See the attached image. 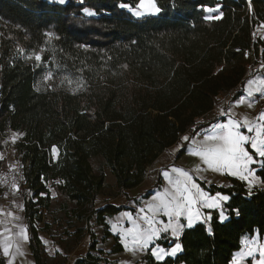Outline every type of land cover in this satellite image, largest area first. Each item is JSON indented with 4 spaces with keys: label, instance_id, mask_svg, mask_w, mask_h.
<instances>
[{
    "label": "trees",
    "instance_id": "obj_1",
    "mask_svg": "<svg viewBox=\"0 0 264 264\" xmlns=\"http://www.w3.org/2000/svg\"><path fill=\"white\" fill-rule=\"evenodd\" d=\"M155 2L159 13L135 17L121 5L139 0H0V135L22 134L15 149L29 165L19 191L35 264H65L86 234L88 252L73 264L106 263L92 220L109 236L108 218L127 207H96L109 187L105 170L118 192L139 186L147 166L184 134L210 126L219 96L237 100L253 75L264 0ZM202 5H219L222 17L206 19ZM41 49L38 65L16 57ZM256 168L264 183V163ZM229 179L228 186L200 182L210 194L229 196V218L221 222L214 211L209 225L183 231L182 253L163 261L147 253L148 264H230L245 237L264 238V185L249 192L244 181ZM44 211L53 221L40 226ZM40 232L63 253L49 256ZM164 237L159 244L174 242Z\"/></svg>",
    "mask_w": 264,
    "mask_h": 264
},
{
    "label": "crops",
    "instance_id": "obj_2",
    "mask_svg": "<svg viewBox=\"0 0 264 264\" xmlns=\"http://www.w3.org/2000/svg\"><path fill=\"white\" fill-rule=\"evenodd\" d=\"M257 36L261 38L263 44L260 46L258 59L251 66V72L253 73V75L250 76L244 83L243 94L234 101H229L228 94L219 96L218 104L213 108L211 112H209L207 116L215 117L216 120L210 126L199 131L193 136H190L188 133L184 134L183 136H181L178 142H176L173 146L160 154L159 157L150 165L152 174L149 177L153 178V180L147 179L148 177H146L139 186L132 189L121 190L118 192L116 190L115 177L109 169L105 171L106 182L108 185H111V189L115 190L116 194L98 195L95 200L96 207L101 208L107 204H112L115 206H126L127 209L122 210L118 214H115L112 217L108 218V231L110 233L109 236H105L106 228L103 225L97 224L95 218H93L92 220V230L95 233L96 239L98 241L97 249L103 251L101 256L107 260L106 263L102 264H148L144 259V255L147 253H150L152 255L153 248H164L166 250H170L175 246V244H181L180 238L186 228L181 232L179 237L173 236L171 234V231H161L157 238H153L148 248L143 250L137 248V251L135 253L128 251L125 247V244H128L129 247H133L131 243V237L126 234L128 230L137 227L142 231H146L148 229L149 225L147 221L144 220V216L146 213L150 217L154 215V226L157 228H162L163 225L169 222V217L163 210H160L159 212L153 214L152 212L148 211V205L154 202L158 203V201L156 200L157 197H163L166 192H171L173 190L172 184L169 183L170 179H175L176 177V174L171 171L173 167L183 168L186 171H189L190 174H192L195 183L199 185V188L204 193H206L208 197H216L218 194L222 196H228L222 193L210 194L206 189L202 187L200 182L203 181L208 184L228 186L230 185L229 177H238L230 175L226 171H212L208 169L207 166L198 157L192 156L190 154L193 148L192 139L194 138L196 141H200L205 136L211 134L217 124L228 123L230 120H238L242 122L245 117L248 118L249 124L246 126H242L239 131L243 135H246L250 138H256V126L264 125V120L258 119L260 114L264 112V92H254L252 96H249L248 90L249 81L255 82L251 85L253 89H255L256 87H264V85L261 84V81H264V23H261L258 26ZM241 100H243L244 103H240ZM249 104H251L252 106L249 107ZM224 113H226V115ZM249 127L252 128V131L248 130ZM184 136L190 137V140L184 141L182 139V137ZM183 148L184 152L180 156H177L179 151H181ZM245 148L248 150L249 154L253 156V159L255 161L254 163L249 165V170L253 172L254 176L259 180V182H256L252 187V191L254 188L262 187L264 185L261 177L257 174L256 168V166H261L264 163V157H260L256 153V150L251 147L250 143L245 144ZM197 167H199V171L196 170ZM165 173H167V175H165ZM111 179L113 181H111ZM250 179H252V177H250ZM244 182L246 184V188L249 190L248 183L246 181ZM227 201L221 202L222 208H207L203 207L201 203H197L195 207L203 216L210 215L211 220L214 211L218 212L219 220L221 211H223L224 215L228 219V214L223 210V205ZM141 209H144L145 211L141 212ZM9 213H11L12 215H9ZM14 217H18V219H14ZM211 220H209L205 224L209 225ZM180 223L186 224V218L181 216ZM199 223L203 222H197L195 225ZM17 225L25 227L27 229L28 241L26 243H22L21 245V251L24 253V255L22 256L16 253L15 247L11 249V253L16 257L14 264H35V257L30 247V234L25 218L24 200L22 195H20L17 191L9 195H0V248L2 256L5 259V264H9L10 256H6L3 252V240L7 235H11L13 241L17 239L16 233L19 231ZM6 228L11 229V233L5 232ZM165 235L166 237H164V239L169 237L170 239L174 240V242L169 246L159 244L158 242ZM39 237L49 256L54 257L57 253H63L59 245L55 243V241L48 233L40 232ZM90 243L91 237L89 234H86L82 238L80 244L71 252L65 255V264H73L76 259L85 256L88 252ZM117 244L121 245V249L118 251H113V248ZM182 251H178L175 256L168 257L175 258L180 253H182ZM249 251H251L252 254L245 255L242 264H258L261 259H264V257H262L261 255V253H264V238H262L258 232H255L253 236L245 237L242 240V247L240 250L235 252L232 261L240 253L247 254ZM153 258L156 260L154 256Z\"/></svg>",
    "mask_w": 264,
    "mask_h": 264
},
{
    "label": "snow or ice",
    "instance_id": "obj_3",
    "mask_svg": "<svg viewBox=\"0 0 264 264\" xmlns=\"http://www.w3.org/2000/svg\"><path fill=\"white\" fill-rule=\"evenodd\" d=\"M60 3H64L65 0H59ZM122 7L130 8V10L137 17H142L145 15H154L160 12V8L157 6L155 0H139V3L135 6H129L127 4L121 5ZM204 11L209 13L206 19H220L223 15L220 12V6L215 7L202 5ZM85 11H88L87 9ZM215 13L216 15H211ZM94 13L88 12V15H93ZM49 38L52 37V34L49 33ZM43 49L40 51H33L27 59H34L36 62H42L43 60ZM52 75L48 73L45 76V80H51ZM67 79V78H65ZM69 84L73 82L71 80L67 81ZM255 83L254 81H249V90L248 95L252 96L254 92L260 93L264 92V87H256L253 89L251 85ZM261 84L264 85V81H261ZM83 87L82 83H77L76 89ZM39 90V89H37ZM240 103H244L243 100ZM249 107L252 105L249 104ZM226 115V113H224ZM259 120H264V112L258 117ZM249 124L248 118L245 117L243 121L230 120L228 123L217 124L213 132L205 136L202 140L196 141L192 139L193 148L190 152L192 156L198 157L208 169L217 172H228V174L237 176L239 179L244 180L248 183L249 192H251L252 187L256 182H259L258 178L254 176V173L249 170V165L254 163L253 156L249 154L248 150L245 148V144L250 143L251 147L256 150V153L260 157H264V125L256 126V138H250L246 135H243L239 129L242 126ZM249 131H252V128H248ZM18 134L14 133L12 140L15 142L16 136ZM184 141H189L190 137H182ZM55 151V148L53 149ZM0 159H3L0 155ZM199 171V167L196 169ZM173 173L176 174L175 179H170L169 183L172 184L173 190L171 192H166L163 197H157V202L148 205V211L155 214L160 210H163L165 214L169 217V222L163 225L162 228H157L154 226L155 220L154 215L150 217L147 213L144 216V220L147 221L149 227L146 231L140 230L138 227L128 230L127 235L131 237V243L133 247H129L128 244H125V247L128 251L135 253L137 248L140 250L146 249L149 247L150 242L153 238H157L161 231L168 232L171 231V234L175 237H179L181 232L185 228H193L197 222L207 223L211 220V216H203L199 210L195 207L197 203H201L203 207L207 208H222V201H227L228 196L217 195L216 197H208L204 193L199 185L193 180L192 174L189 171H186L183 168L173 167L171 169ZM167 175V173H165ZM252 177V179H250ZM16 190H19L18 185H14ZM144 212V209L140 210ZM238 213V209L235 210ZM9 215H12L9 213ZM183 216L186 218L187 223H180V217ZM18 219V217H14ZM227 217L224 215L223 211L220 212V221L223 222ZM19 231L16 233L17 239L13 241L11 235L5 236L3 240V252L6 256H10L9 264H14L15 255L11 253V249L15 247L16 253L19 255H24L21 251L22 243L28 241L27 229L17 225ZM211 233V228L208 229ZM5 232L11 233V229L6 228ZM181 244L177 243L170 250L164 248H153L152 255L158 261H163L168 256H175L178 251H182ZM251 251L247 254L240 253L236 256L231 264H242L245 255H251ZM264 257V253H261ZM258 264H264V259H261Z\"/></svg>",
    "mask_w": 264,
    "mask_h": 264
},
{
    "label": "rangeland",
    "instance_id": "obj_4",
    "mask_svg": "<svg viewBox=\"0 0 264 264\" xmlns=\"http://www.w3.org/2000/svg\"><path fill=\"white\" fill-rule=\"evenodd\" d=\"M55 1H59V0H55ZM208 15H210V14L207 13V16ZM211 15H216V14L212 13ZM31 54H32V52L24 53L23 51L18 50L16 57L22 58V59L30 62L32 65H38L40 62L38 63L34 59H27V57L30 56ZM14 133H16L18 135L16 136L15 142L13 143L12 137H13ZM21 137H22L21 133L16 132V131H12V130H8V131H6L0 135V155H3L2 156L3 159H0V171H2L6 167L7 162L12 161V157L15 156L17 158L16 153H15V150H16L15 146H16V143H18L20 141ZM53 152L56 153V149ZM150 170H151V174H152V169L150 168ZM22 171H23V168L19 167L18 172H17V174H18L17 185L19 186V190H20V186L22 183ZM151 174L149 176H151ZM149 176H147L148 177L147 179L153 180V178H150ZM111 181H113V180L111 179ZM19 190L17 191L15 188L7 189V188H3L0 186V195H9V194H13L16 191L21 195V191H19ZM112 193L115 195L116 191L112 190L111 185L109 184V187L104 194H112ZM51 194H52V196L56 195V192L53 188H51ZM39 213L40 212H38V214H37L38 216H39ZM52 221H53L52 217L49 216L46 211H44L42 214V221L38 222V224L40 226H42L45 222L51 223ZM53 227L56 228V225H54Z\"/></svg>",
    "mask_w": 264,
    "mask_h": 264
},
{
    "label": "built area",
    "instance_id": "obj_5",
    "mask_svg": "<svg viewBox=\"0 0 264 264\" xmlns=\"http://www.w3.org/2000/svg\"><path fill=\"white\" fill-rule=\"evenodd\" d=\"M17 158L14 156L12 157L11 162L6 163V167L0 171V186L7 189L15 188L14 185H17V178H18V168H24L29 165V161L23 162L16 150H15ZM150 165L146 167L147 176L151 174Z\"/></svg>",
    "mask_w": 264,
    "mask_h": 264
}]
</instances>
